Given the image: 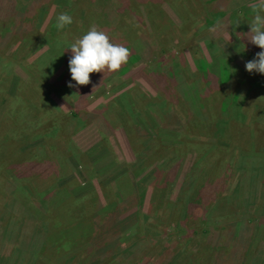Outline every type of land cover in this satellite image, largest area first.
<instances>
[{"label":"rangeland","instance_id":"rangeland-1","mask_svg":"<svg viewBox=\"0 0 264 264\" xmlns=\"http://www.w3.org/2000/svg\"><path fill=\"white\" fill-rule=\"evenodd\" d=\"M213 1L0 0V264H264V164L227 170L264 155V76L244 66L261 51L244 38L260 0H227L226 19ZM61 13L73 23L57 30ZM92 27L127 63L69 88L67 45ZM197 64L194 116L180 93ZM182 196L187 231L164 215L145 231L158 201ZM237 196L254 204L234 213ZM137 214L100 252L112 223Z\"/></svg>","mask_w":264,"mask_h":264},{"label":"clouds","instance_id":"clouds-1","mask_svg":"<svg viewBox=\"0 0 264 264\" xmlns=\"http://www.w3.org/2000/svg\"><path fill=\"white\" fill-rule=\"evenodd\" d=\"M254 15L249 23V32L244 34L249 43L261 49L255 57L245 62V70L249 74L264 76V0H260ZM73 23L72 17L61 13L56 18L57 30ZM241 46V45H240ZM244 50H245V45ZM70 50L68 68L71 76L69 88L87 85L90 83V74L116 72L122 64L127 63L130 55L129 49L110 42V38L95 27L90 28L84 35L67 45ZM72 82H75L74 84Z\"/></svg>","mask_w":264,"mask_h":264},{"label":"trees","instance_id":"trees-1","mask_svg":"<svg viewBox=\"0 0 264 264\" xmlns=\"http://www.w3.org/2000/svg\"><path fill=\"white\" fill-rule=\"evenodd\" d=\"M213 2H214L213 3L214 11L216 9H218V11L215 13L216 16L219 17L220 15H222L223 18L226 19L228 17V14H229L230 11L228 9H226V10L222 9L221 10L220 8H223V4L225 2H227V0H216V1H213ZM132 58H133L132 60L135 61V60L139 59V56H133ZM215 62H217V60L215 58H213L211 64H213ZM211 64H209V67H210ZM196 69H197L196 70V72H197V80L199 79V83H197V81L196 82L195 81H193V82H191V81L187 82L186 81L187 84H185V85H186V88L187 87L188 88L187 89L186 88L182 89V93H180V94H182L181 99H182V101H184L188 111H190L194 116H197V114H198V113H195L197 111H195L194 108H196V103H197L199 97L201 96L202 87H203L202 86V82H203V80L205 78V73L207 74V72L203 69V66H201L199 64H197V68ZM221 78L224 79V71H222V69L219 70V72L216 75V79L218 81L220 80V82H221ZM199 85H201V87H199ZM216 95H217V93H216ZM212 98H214V97H211L210 100H212ZM208 120H210V118L207 119L206 121H208ZM245 125H246V123H243V126H245ZM251 162L257 163L258 166L253 165L248 170L253 175H257L259 170H260V168L264 164V155L262 153H259V152H256V154H251V153H248V151H244V152L240 153V157H239V160H238L239 164L237 162L235 163L233 160H231L228 163L227 170H231L233 168L237 170V168H238V171H242L239 168L245 167V166H247L246 164L251 163ZM255 185H256V182H254L253 187ZM186 198H187V196H182L180 204H179V200H177V202L175 204H173L171 202H167L166 200H164V203H163L162 199L160 201H158L157 206H156L157 207L156 210H157V212H159V214L155 215L153 218L150 217V216H146L145 217V220H150V221L154 220L153 222H147L145 224V231L146 232H151L153 230V232H154V230L157 228V221H161L162 220L161 216H163V215H164V217L166 216V218L164 220L170 221L172 223L174 222L173 225H175V227L177 228L178 231H187L186 229L189 226L188 219L192 218V212L191 211L184 212V210H183V209L187 208V205H188V204H186ZM241 199H242L241 204H244L245 206L248 205V208H251L252 205L254 204L253 203L252 205H249L244 197H242ZM98 202L99 201H97V205H98ZM178 204L180 205V208H181V210H179L180 211V216L177 217V216L174 215L173 218L171 217V219H170V216L168 214L166 215V213H167L166 210H168L169 213H171V211L172 212H176V209H177L176 207H177ZM222 204L223 203H221L220 206H218V208H220L221 217H224V216L227 215L228 209L230 211H233L234 213H238V207L241 205L238 196L234 198L232 208L225 209V206H223ZM66 205H68V203ZM99 205H100V202H99ZM169 210H171V211H169ZM250 211L251 210L246 209V214L248 216H252ZM138 218H140V216L137 214V215L130 216V217H128L127 219H125L123 221L118 219L114 223H112L111 227L109 228V231L107 232V234L105 236V242L103 243V248L104 249L100 250V252L102 251L103 253H105L104 250H108L110 248V246H112V245H113V247L116 246L118 244V238H117L118 233L117 232L122 230L123 227L126 226V225H128V226H129V224L132 225V226L136 225L140 221V219H138ZM190 220H192V219H190ZM249 220H251V218ZM76 221H78V220H76ZM148 223H150L151 227L148 225ZM74 224L76 225V222ZM236 225H234V227H236ZM223 229L224 228H222V230ZM217 231H218L219 235H216L215 232L213 234V231H211V229H208L206 231H202L203 232L202 234L203 235H206V234L212 235V236H210L211 240H213V238L215 237L217 240L222 241L221 243L223 244V248H225L226 251H227V249L233 250V246H234L233 243L229 242L228 239L227 240L223 239V235H221V233H220V231L218 229H217ZM232 232L233 231H231L230 233H232ZM79 234L82 235V233H79ZM183 234L184 233H182L181 235H183ZM76 236H74V237H75V239L77 241L78 240H83V238H84V237H80V236H77L78 237L77 238ZM216 246H217V244H216ZM211 250L213 251L214 256H215V250H214V246L212 245V243H211ZM228 253L230 255L232 254V256L230 257V259H232L234 257L233 253H230V252H228ZM213 261H214V257H213Z\"/></svg>","mask_w":264,"mask_h":264}]
</instances>
